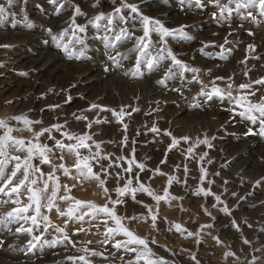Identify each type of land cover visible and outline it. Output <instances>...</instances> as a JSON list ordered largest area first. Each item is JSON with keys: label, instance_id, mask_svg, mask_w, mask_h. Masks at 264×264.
Listing matches in <instances>:
<instances>
[{"label": "rangeland", "instance_id": "374dc122", "mask_svg": "<svg viewBox=\"0 0 264 264\" xmlns=\"http://www.w3.org/2000/svg\"><path fill=\"white\" fill-rule=\"evenodd\" d=\"M4 2L0 0V3ZM128 2L140 4L143 14L161 20L166 27L186 25L185 32L194 39L174 40L169 37L168 46L183 63L201 70L200 79L209 88L211 80L222 76L225 81L233 84V95H237L241 83L264 78V17L258 15V9L253 10L257 16L256 21L251 18L242 20L235 12L226 19H214L212 13L217 12L219 15L218 9L208 0H202L205 5L203 9L197 8L194 0L191 6L180 5L178 0ZM221 3L227 4V0H221ZM14 4L9 9L14 15L0 20V45L10 46L0 47V65H3L0 67V119H8L13 127L22 128L23 125H18L11 117L25 115L31 120L43 121L33 126L35 131L54 124H64L65 131L96 133L93 140L101 142L102 155L111 154V160L122 166L109 169L107 187L113 199L116 198L114 189L122 187L127 179H133V186H137V175L140 176V182L159 195H163L164 189L168 188L170 197H182L172 200L170 205L165 201L157 205L146 194L138 192L137 200L149 205L153 212L159 208L158 230L150 227V218L147 222H132L130 225L127 220L124 221L136 234L149 241L155 238L157 243H150L149 246L156 257L163 258L168 264H196L197 261L199 264H249L253 257H256L257 264H264V251H256L264 248V136L247 134L249 127L258 133V125L253 126L251 122L243 120L236 114L240 109L233 111V105L227 100L223 103L215 98L207 101L199 94L200 84L185 83L182 94L172 90L180 87L179 76L175 81H168L166 87L158 84L157 81L164 77L170 61H166L158 72L150 74L143 68L142 75L135 77L132 75L135 54L118 57L119 66L113 65L107 59L101 41L92 39L93 36L104 35L103 30L97 33L92 25L87 30L88 51L80 59H70L46 31L51 28L55 35L68 28L71 18L76 16L75 5L81 8L82 13L76 16V22L83 25L100 13H110L114 6H119V0H57L55 5L49 0H14ZM122 14L128 24L119 27H141L139 17L130 10L126 9ZM142 34V31L135 32V36ZM108 35L112 36L113 33ZM225 37L229 43L224 47L230 51H225L226 59H222L219 45L224 44ZM70 38L71 32L65 40ZM152 39L158 41L159 37L153 33ZM134 43L133 39L119 45L117 50L128 53ZM205 44L216 46L205 48ZM249 44L255 45V52L248 50ZM209 70L211 75L208 74ZM246 72L247 75L244 74ZM184 75L187 80H191L193 74L187 72ZM217 84L221 88L227 87L225 82L217 81ZM252 87L259 89L255 97H249L255 102L264 96V88L255 84ZM92 103L116 111L123 106L131 115H126L123 123H118L111 112L86 111ZM54 105L59 107L53 110L50 106ZM136 108L138 112L133 111ZM96 120L100 123H93L89 130L87 124ZM123 124L128 125L126 131ZM153 126L161 131L153 133ZM165 131H170L177 138L187 136L190 139L187 143L181 141L168 151L170 137L163 134ZM0 134H3L2 130ZM52 134L56 139H64L54 129ZM205 134L210 139L211 147L203 144L197 146V139H203ZM14 135L25 140L33 138L32 132H18ZM125 136L127 146L121 143ZM41 142L49 146L54 144V141L44 137H41ZM189 147L193 149L192 153H188ZM92 150L96 151L95 147ZM133 150L136 160L144 163L146 170L140 172L133 166L130 176L122 171L127 164L117 160V157L131 159ZM81 152L82 155H89L87 150ZM204 153L207 156L201 161L200 157ZM165 159L167 163L162 164L161 161ZM60 162L56 158L52 160L54 165ZM66 163L72 165L74 158L66 157ZM101 163L107 168L109 161ZM201 166L207 170L203 187L220 195L223 204H216L214 196L206 198L196 194L201 187ZM42 167L46 172L49 170L48 166ZM156 168L166 175L149 171ZM94 170L100 171V168L97 166ZM116 173L123 177L119 183L115 179ZM56 175L60 176L62 184L77 185L72 192L76 198L99 205L106 203L105 194L95 181L84 182L81 186L77 181L64 177L60 171ZM169 175L178 177L179 183L174 182L168 187ZM257 181L261 182L259 186ZM233 193L236 195L233 196ZM22 199L27 203L26 198ZM123 199L125 203L117 206L118 215L147 217V209L141 204L135 203L130 196ZM213 204H216L215 208ZM225 205L230 215L221 210ZM11 207H0V214L9 211ZM205 208L211 215L205 213ZM50 216L54 223L63 226V221L54 212ZM175 224L193 233L199 232L200 235L188 237L187 232H177L173 227ZM202 225L212 227L201 228ZM16 227L15 224H0V240L4 241L0 247V264H72L67 257L85 255L77 251V248L85 246L103 252L106 256H115V259L103 260L87 254L92 264H123V261L134 259V253L126 254L123 250L117 251L111 243H104V237L100 234L105 231L103 225L97 228L85 223L83 227L87 231L73 237L77 242L76 248L58 244L52 248H37L32 252L25 251L30 237L17 234ZM70 227L75 231L80 225L70 222ZM54 235L50 229L47 238L52 239ZM213 237H219L221 243L218 245ZM245 239L249 244L244 243ZM197 240L200 242L197 243ZM87 241H91V244ZM230 251L235 253V257L225 259V253Z\"/></svg>", "mask_w": 264, "mask_h": 264}, {"label": "snow or ice", "instance_id": "6c2138e0", "mask_svg": "<svg viewBox=\"0 0 264 264\" xmlns=\"http://www.w3.org/2000/svg\"><path fill=\"white\" fill-rule=\"evenodd\" d=\"M49 2L55 5L57 0H49ZM178 3L180 5L188 4L191 6L193 0H178ZM194 3L195 6L200 9H203L205 6L202 0H194ZM208 3L218 9L219 15L217 12L212 13L214 19H226L235 12L242 20L251 18L253 21H256L257 16L253 12L254 9H258V15L264 17V0H227V4H222L221 0H208ZM231 5H234V7H231ZM14 6V0H5L4 3H0V20L14 15L9 11V9ZM61 7H63V5H61ZM126 9L139 17V24L141 25L139 29L129 28L127 26L119 27V25L128 24L127 18L122 14ZM74 12L76 16L82 14L81 8L78 5L74 6ZM57 13H59V9H57ZM76 16L71 18L68 28H65L60 33L53 35L51 28L46 29V31L52 35V39L57 41V46L61 48L70 59H80L86 56L88 51L86 42L88 39L87 30L88 26L92 25L97 30V33L103 30L104 35H96L93 36L92 39L101 41L106 50L105 54L107 59L113 65L119 66L120 59H118V57L123 58L126 55L135 54V68L132 73L135 77L142 75L141 70L143 68H146L150 74L158 72L166 61H170L169 66L164 72V77L157 81L158 84L166 87L168 81H175L177 76H179L181 80L180 87L172 90L181 94L185 83L200 84L201 89L199 94L204 96L207 101H212L215 98L223 103L227 100L229 104L233 105V111L240 109L236 114L243 120L251 122L253 126L258 125V133L254 131L253 127H249L247 134H259L264 136V96H261L259 100L255 102L249 99V97H255L259 91V89H253L252 84L264 88V78L257 79L251 83H241L238 86L237 95H233V84L225 81V78L222 76H217L215 79L211 80V87L209 88L208 85H205L203 80L200 79L201 70L198 68H191L183 63L168 46L169 37L174 40L185 39L191 41L194 39L185 32L186 25H181L178 28L166 27L161 20L143 14L140 4L129 3L128 0H119V6H114L110 13H100L94 16L92 20H89L87 24H78L76 22ZM27 19V16H25L26 21ZM136 31H142L143 34L135 36ZM69 32H71V38L66 41L65 38L69 36ZM108 33H113V35L109 36ZM153 33L159 37L158 41H153ZM232 34L233 33H229V35ZM249 35H252V33H249ZM133 39L135 43L133 47L128 50V53H120L117 50L119 45ZM228 43L229 40L225 37L224 44L219 45L221 48L220 57L222 59H226L224 52L230 51L224 47V45ZM157 44H159L158 48ZM78 45L80 46L79 50H77ZM209 46L216 45H204L205 48ZM0 47L7 48L10 46L0 45ZM247 47L250 52H255V45L249 44ZM200 51L203 52V48H201ZM112 53H115V55ZM254 58L259 59V57ZM0 67H3V65H0ZM105 71H107V68ZM187 72L193 74L191 80L185 78L184 74ZM208 74L211 75V70H209ZM244 74L247 75V72ZM217 81L225 82L227 87H219ZM68 99L70 100L71 97H68ZM50 107L54 110L59 106L54 105ZM93 110L111 112L118 123H123L125 116L131 115V112H126L123 106H121L119 111H116L115 109L92 103L86 111L91 112ZM133 111L138 112L139 109L136 108L133 109ZM73 115H75V113ZM78 119L87 118L78 117ZM11 120L15 121L18 125L22 124L23 127H13L10 120L0 119V130L3 132V134H0V207L12 206L9 211L0 214V224L8 226L15 224L17 225L15 228L17 234H27L30 237L25 246V251L32 252L37 248L43 249L46 246L52 248L58 244H65L66 246L71 245L73 248H76L77 242L73 237L79 236L81 232L87 231L83 227V225L87 223L90 227L97 228L103 225L105 231L100 234L103 235L105 244L111 243V246L117 251L123 250L126 254H135L134 259L123 261V264H168L163 258L156 257L149 246L150 243H157L155 238L149 241L146 237L136 234L124 223V221L127 220L130 225L132 222H147V219L150 218V227L153 230H158L157 220L159 218V208L157 207V210L153 212V209L149 205L137 200L138 192L146 194L155 201L157 205H159L161 201H165L170 205L172 200L182 199V197H170L168 188L164 189L163 195H159L150 187L140 182V176L137 175L135 176L137 186H133V179H127L122 187L118 186L114 189L116 198L113 199L110 194V189L107 187V178L110 175L109 169L113 167L121 168L122 166L111 160V154L102 155L101 142L93 140V136L96 135V133L77 134L65 131L64 124H54L51 127H44L39 131H35L33 126L42 124V120H31L25 115L13 116ZM93 123L99 124L100 121L96 120L94 122H89L87 124L89 130L93 127ZM123 127L126 131L128 125L123 124ZM53 129L64 139H56L52 134ZM151 131L153 133H159L161 130L153 126ZM18 132H32L33 138L31 140H25L23 137L14 135V133ZM163 134L170 137L168 151L178 146L181 141L187 143L190 139V137L187 136L177 138L173 136L170 131H165ZM41 137L49 141H54V144L49 146L47 143H42ZM90 141L92 143H89ZM121 143L127 146L126 136ZM200 144L211 147V142L207 134L204 135L203 139H197V146ZM93 147L96 149L94 152L92 150ZM81 150H87L89 155H82ZM187 151L188 153H192L193 149L189 147ZM68 156L74 158V163L72 165L66 163V157ZM206 156L207 153H204L200 157V160L203 161ZM53 158L61 162L54 165L52 164ZM105 160L109 161L107 168L101 163V161ZM117 160L124 161L127 164V167L122 168V171L128 173L130 176L133 173V166L139 169L140 172L146 170V165L136 160L134 150L131 154V159L119 156ZM161 163H167L166 159L162 160ZM208 163H211V161H208ZM42 166H48L49 170L46 172ZM97 166L100 168V171L94 170ZM178 167L179 166H177V168ZM57 171L62 172L64 177L77 181V184L81 186L84 182L91 183L95 181L96 185L100 187L105 194L106 203L99 205L92 201L76 198L72 195V192L77 185L73 184L70 186L67 183L62 184L60 176L56 175ZM149 171H155L161 176L166 175L159 168ZM184 171L187 174V166H185ZM206 177L207 170L201 166L199 177L201 187H199L196 194H202L206 198L214 196L216 204H223L224 202L221 200L220 195L213 193L210 188L203 187ZM115 179L119 183L123 177H121L119 173H116ZM174 182L179 183L178 177L169 175L167 178L168 187H171ZM225 183H227V181H225ZM260 183V181H257V186H259ZM61 189H63V192H61ZM235 195L236 194L233 193V196ZM126 196H130L135 203L141 204L147 209V217L118 215L117 206L125 203L123 198ZM22 197L26 198L27 203H24ZM216 204H213L214 208ZM221 210L230 215V211L226 205ZM204 211L207 215H211V213L207 212L206 208ZM53 212L63 221V226L53 222L50 216ZM70 222L79 224L80 227L73 231L70 227ZM165 222H167L166 218ZM232 223L237 230H239V226L236 222L233 221ZM173 227L177 232L182 234L187 232L188 237L200 235L199 232L193 233L182 228L180 224H175ZM203 227L211 228L212 225H202L201 228ZM249 227H251V225H249ZM50 229L55 233L52 239L47 238ZM8 230L11 231V227H9ZM262 231H264V229H262ZM117 237H123V239H117ZM213 239L218 245L221 243L219 237H213ZM199 242L200 241L197 240V243ZM87 243L91 244V241H87ZM244 243L249 244V241L245 239ZM3 244L4 241L0 240V247H2ZM77 251L85 253V255L67 257V260L71 261L72 264H92L87 254L93 257H100L103 260H109L110 258L115 259V256H106L103 252L95 251L86 246L77 248ZM256 251H264V248L256 249ZM229 256L235 257V253L231 251L225 253V259ZM121 259L123 260V258ZM192 259L195 260V257L193 256ZM196 264H199V262L197 261ZM249 264H257L256 257H253Z\"/></svg>", "mask_w": 264, "mask_h": 264}]
</instances>
